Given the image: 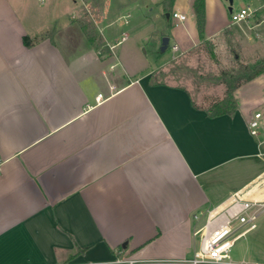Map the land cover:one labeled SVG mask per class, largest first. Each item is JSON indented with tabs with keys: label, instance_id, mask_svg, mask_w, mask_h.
Masks as SVG:
<instances>
[{
	"label": "crops",
	"instance_id": "1",
	"mask_svg": "<svg viewBox=\"0 0 264 264\" xmlns=\"http://www.w3.org/2000/svg\"><path fill=\"white\" fill-rule=\"evenodd\" d=\"M162 1L118 9L139 10L129 31H144L137 40L151 48L157 66L176 54L163 26L145 34L152 5L168 21L173 13H194L193 0H175L170 10ZM205 1L203 39L189 27L188 46L182 50L175 39L180 55L234 33L236 10ZM72 2L79 13L60 28L23 1L0 0V264L190 258L206 211L235 192L264 201V74L235 91L233 115L212 118L187 89L153 81L157 67L135 77L113 50L109 24L96 23L90 43L78 22L88 4ZM130 15H122L125 25ZM263 21L257 16L252 26ZM51 26L53 41L25 46L24 36L41 37ZM164 37L169 46L162 52Z\"/></svg>",
	"mask_w": 264,
	"mask_h": 264
},
{
	"label": "rangeland",
	"instance_id": "2",
	"mask_svg": "<svg viewBox=\"0 0 264 264\" xmlns=\"http://www.w3.org/2000/svg\"><path fill=\"white\" fill-rule=\"evenodd\" d=\"M20 1H23V4L31 10H36V15L55 17L60 28L70 23L72 15L79 13L72 0H45L43 3L38 0H11L14 5H18ZM131 1L134 0H85L88 4V12L78 22L82 25L92 24L93 26L96 23L100 26L109 24L115 38L111 42L113 50L119 55L121 63L131 73H136L135 77L157 67L152 75L153 81L187 89L194 101L201 106L209 107L225 95V85L218 83L214 77L222 72L238 68L240 64L254 66L264 58V21L260 26L253 27L252 25L255 24L253 20L251 24L248 23L249 21L232 23L230 20L233 25V34L224 33L223 40L217 43L202 42L187 55H180V51L175 52L176 55L173 58L157 66L151 48L144 43L140 45L137 40L144 31L136 35L129 31L141 20L139 10L135 6L125 10V14H131L127 19L130 22L128 25H125V19H122L124 13L118 11L120 5ZM222 3L228 10L230 7L236 11L249 7L256 11L257 16L264 19V0H222ZM46 8L48 11L45 10ZM152 8L154 11L150 14L145 34L163 26L164 30L166 29V32L172 35L170 47L174 45L176 39L182 50L189 43L187 39L189 27H192L195 36L199 35L194 13L190 15L186 11V21L176 25L178 20L172 18L168 21L158 5H152ZM145 11L143 9V12ZM168 22L171 23L170 27ZM53 26L48 29L52 30ZM122 31L128 35L127 41H122ZM100 38L103 39V45L99 46V50H103V55H106L108 53L106 49L109 47L104 38ZM260 111L262 113L263 109L260 108ZM203 223L204 219L200 225ZM195 241L200 245L201 237L197 236ZM231 254L236 261L264 264V212L258 217L256 227L235 242Z\"/></svg>",
	"mask_w": 264,
	"mask_h": 264
},
{
	"label": "built area",
	"instance_id": "3",
	"mask_svg": "<svg viewBox=\"0 0 264 264\" xmlns=\"http://www.w3.org/2000/svg\"><path fill=\"white\" fill-rule=\"evenodd\" d=\"M173 19L179 22L186 20V16L173 13ZM232 23L256 20L257 13L248 8L231 11ZM128 23V21H126ZM127 39L123 35L122 41ZM174 52L179 51L177 45L172 46ZM104 95L99 94L97 100H103ZM261 113H257L251 121V134L258 135L259 119ZM1 168V161H0ZM264 212V201L248 200L239 192L231 194L224 202L214 206L203 214L204 223L194 232V236H200L201 241L192 257L178 260H165L158 263L164 264H260L247 261H236L232 257V249L235 242L247 235L256 227L258 217ZM198 215L195 218L198 219ZM143 261L132 259H117L107 263L95 264H140ZM62 264H82L77 262H66Z\"/></svg>",
	"mask_w": 264,
	"mask_h": 264
},
{
	"label": "trees",
	"instance_id": "4",
	"mask_svg": "<svg viewBox=\"0 0 264 264\" xmlns=\"http://www.w3.org/2000/svg\"><path fill=\"white\" fill-rule=\"evenodd\" d=\"M174 1L175 0H163L161 5L165 10H170ZM193 9L197 20L198 31L201 39H203V33L206 25V1L193 0ZM82 29L89 42L93 43L95 39L94 26L92 24H86L82 26ZM56 32V28H53L50 32L45 33L41 37L31 38L27 35L24 36L23 42L25 46L30 47L39 39L50 38L51 41H53ZM101 45H103V39L100 38L98 47ZM106 50L107 52L110 51L109 49ZM99 52L101 55L104 53L103 50H99ZM262 74H264V58L254 66L240 64L238 68L229 72H222L220 75L214 77L218 83L225 85L226 91L222 99L205 108L207 114L212 118L226 114L233 115L238 107L237 100L234 97L235 91L243 84L252 81ZM193 106L198 107L194 102Z\"/></svg>",
	"mask_w": 264,
	"mask_h": 264
},
{
	"label": "water",
	"instance_id": "5",
	"mask_svg": "<svg viewBox=\"0 0 264 264\" xmlns=\"http://www.w3.org/2000/svg\"><path fill=\"white\" fill-rule=\"evenodd\" d=\"M168 46H169V38L168 37H164L162 39L161 51L165 52L168 49Z\"/></svg>",
	"mask_w": 264,
	"mask_h": 264
}]
</instances>
